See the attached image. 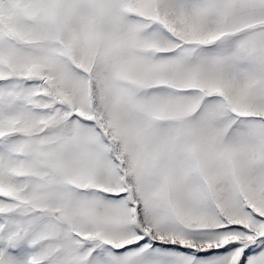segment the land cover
<instances>
[{"label": "snow or ice", "instance_id": "obj_1", "mask_svg": "<svg viewBox=\"0 0 264 264\" xmlns=\"http://www.w3.org/2000/svg\"><path fill=\"white\" fill-rule=\"evenodd\" d=\"M0 264H264V0H0Z\"/></svg>", "mask_w": 264, "mask_h": 264}]
</instances>
